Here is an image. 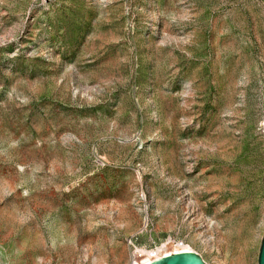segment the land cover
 Here are the masks:
<instances>
[{
    "label": "rangeland",
    "instance_id": "rangeland-1",
    "mask_svg": "<svg viewBox=\"0 0 264 264\" xmlns=\"http://www.w3.org/2000/svg\"><path fill=\"white\" fill-rule=\"evenodd\" d=\"M263 235L264 0H0V264Z\"/></svg>",
    "mask_w": 264,
    "mask_h": 264
},
{
    "label": "water",
    "instance_id": "water-1",
    "mask_svg": "<svg viewBox=\"0 0 264 264\" xmlns=\"http://www.w3.org/2000/svg\"><path fill=\"white\" fill-rule=\"evenodd\" d=\"M150 264H206L201 256L193 252H181L166 256ZM264 264V235L261 241L258 254V263Z\"/></svg>",
    "mask_w": 264,
    "mask_h": 264
},
{
    "label": "built area",
    "instance_id": "built-area-1",
    "mask_svg": "<svg viewBox=\"0 0 264 264\" xmlns=\"http://www.w3.org/2000/svg\"><path fill=\"white\" fill-rule=\"evenodd\" d=\"M163 246H167V248L169 247L170 249H173L172 250L173 251L172 254H177V253H181V249H183L186 245L181 240L180 241L168 240V241H165L160 246H154L151 249H145V250H137V249H135V251H134V256L135 257L134 258H135V260H137V262L139 264H143L142 262H145V263L148 264V263H152L154 261H157V260H159L161 258H164V256H165V255L159 256V254L161 253L160 249ZM163 249H164V247H163Z\"/></svg>",
    "mask_w": 264,
    "mask_h": 264
},
{
    "label": "bare ground",
    "instance_id": "bare-ground-1",
    "mask_svg": "<svg viewBox=\"0 0 264 264\" xmlns=\"http://www.w3.org/2000/svg\"><path fill=\"white\" fill-rule=\"evenodd\" d=\"M163 247H164V249H163ZM161 249H160V251H161V253L159 254V256H162V255H165V256H170L171 254H172V250L173 249H170L169 247L167 248V246H163ZM181 252H193V253H196L195 251H193L191 248H189V247H184L183 249H181ZM169 254V255H168ZM198 254V253H197ZM199 255V254H198ZM164 256V257H165ZM200 256V255H199ZM134 261H136L135 262V264H139L138 262H137V260H134ZM150 262V261H149ZM143 264L145 263V262H142ZM145 264H147V263H145ZM148 264H150V263H148ZM240 264H244L243 263V261L240 263Z\"/></svg>",
    "mask_w": 264,
    "mask_h": 264
}]
</instances>
